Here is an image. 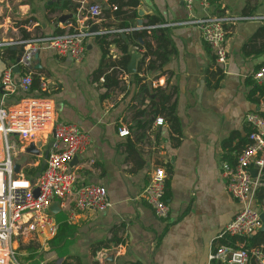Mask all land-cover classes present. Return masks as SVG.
Returning a JSON list of instances; mask_svg holds the SVG:
<instances>
[{
	"label": "crops",
	"instance_id": "1",
	"mask_svg": "<svg viewBox=\"0 0 264 264\" xmlns=\"http://www.w3.org/2000/svg\"><path fill=\"white\" fill-rule=\"evenodd\" d=\"M148 1L140 0L138 17L129 21L132 31L122 37L141 32L149 17L160 22L154 29L167 41L169 60L162 70L140 74V78L151 91L152 82L158 79L166 82V89L146 97L129 75L124 87L103 98V83L95 82L93 75L102 59L96 36L87 41L82 63L48 50L39 51L38 60L34 59V75L44 77L50 89L46 96L52 104L53 119L75 125L90 139L87 150L71 165L72 170L82 175L85 184L104 187L111 204L103 212H79L74 220L61 210L53 214L59 225H68L61 257L52 253L57 259L53 264L60 260L96 264L97 251L115 246L120 254L103 264H209L215 246H229L222 243L228 237L222 233L241 205L228 193L223 177V165H231V157L237 155L233 152L225 159L223 143L234 137L235 147L246 140L251 129L246 121L249 114L264 118V87L254 80V74L264 66V22H240L230 27L226 43L229 60L222 72L199 30L182 25L186 20L183 0ZM203 1H195V17L264 15V0H211L207 8ZM106 2L0 0V42L58 34L76 22L82 5L98 3L102 7ZM63 17L68 19L62 21ZM138 20L143 27L138 26ZM120 23L112 15L103 14L91 28L96 26L104 34L111 32L112 41ZM143 42L141 39L140 45ZM4 50L0 51V78L6 67L17 66L18 52L12 63L2 59ZM132 50L141 56L140 63L145 48ZM110 51L112 61L120 58L114 45ZM23 72L20 68L14 73L16 82ZM17 92L6 96L0 85V104L16 109L24 100ZM164 94L169 98L166 104L162 102ZM29 97L38 98V93ZM166 105L173 109L170 119L161 112ZM156 118H162L164 124L155 126ZM122 129L130 134L121 137ZM10 139L23 148L17 135ZM52 139L47 129L33 143L41 145L44 154ZM42 161V157L29 156L34 168ZM158 167L166 173L165 199L170 208L166 221L158 219L142 197L152 171Z\"/></svg>",
	"mask_w": 264,
	"mask_h": 264
},
{
	"label": "built area",
	"instance_id": "2",
	"mask_svg": "<svg viewBox=\"0 0 264 264\" xmlns=\"http://www.w3.org/2000/svg\"><path fill=\"white\" fill-rule=\"evenodd\" d=\"M196 0H183L186 20L182 25L196 27L210 48L216 67L225 72L229 60L226 47L230 27L240 22H264V15L208 14L203 17L194 16ZM204 0L203 6L208 7ZM102 7L99 4L82 5L77 12L74 24L66 27L61 33L40 35L33 40H10L0 42V51L12 47H25V52L17 64L24 70L19 81L14 80L11 66L6 67L0 78L1 88L6 96L17 91L24 95L31 94L35 68L34 56L41 50H48L61 58H70L82 63L87 53V41L103 32H91L93 23L102 19ZM89 22L91 24H89ZM163 27V26H162ZM165 27V26H164ZM131 29L117 31L124 34ZM111 71V70H110ZM119 87L128 83L129 74L117 68ZM254 80L264 87V66L254 74ZM104 84V78L99 80ZM155 89H166L162 79L152 82ZM39 92L49 94L47 80L40 77ZM46 97H26L14 110L0 104V264H12L18 250V241L34 237L46 243L58 233L59 224L53 217L51 207L58 203L61 211L74 220L79 212H103L111 207L107 191L95 184H85L80 173L72 170L71 162L83 154L90 145V139L75 125L62 123L53 119L52 104ZM251 127L250 144L237 157L234 165H223V177L230 196L241 205L239 213L226 226L222 236L251 237L262 227L261 215L264 206H257L256 192L264 183V118L257 114H249L246 118ZM164 124L162 118H156L155 126ZM51 130L53 139L45 168L40 176L31 181L27 170L36 169L29 160L19 174L14 172V164L21 156L26 155V147L37 141L40 133ZM129 130L122 129L121 137L128 136ZM17 135L23 148L11 142L10 137ZM27 143H29L27 145ZM253 166L257 168V177L251 174ZM166 173L161 167L155 168L149 178L142 197L152 207L156 217L167 220L170 208L166 202ZM39 195H34V190ZM30 215L25 220L24 217ZM120 254L119 247L103 248L96 252L94 261L103 264L107 259ZM58 261L55 264H61ZM264 264V252L261 248H246L244 244L238 248L215 246L209 255V264Z\"/></svg>",
	"mask_w": 264,
	"mask_h": 264
},
{
	"label": "trees",
	"instance_id": "3",
	"mask_svg": "<svg viewBox=\"0 0 264 264\" xmlns=\"http://www.w3.org/2000/svg\"><path fill=\"white\" fill-rule=\"evenodd\" d=\"M140 6V0H107V2L102 6V15L105 16H113L114 18L121 20V23L117 30H127L132 28V24L129 22L130 19L134 20L138 17L137 9ZM160 24V22L152 17L148 18V22L146 27L143 28L141 32H132L126 34V38H123V34H113L115 36L114 40L110 41L109 38L111 36V32H107L104 35L96 36V42L102 51V59L100 62V66L98 70L93 74L94 81L98 82L100 78H104L103 88L105 92L102 94L103 98L110 97L109 93H112L114 89L119 87V80L117 78V68L123 69L126 73L127 67L130 64L131 56H132V47H144L145 54L143 55L142 60L140 61L137 69V73L135 75H131L130 77L134 80L136 85H140L141 92L144 93L146 97H150L159 89H153L151 91L150 86L147 83L143 82V79L140 78V74L146 75L150 72H155L158 70H162L164 65L169 60L168 53L165 52V44L167 43L166 39L162 36H158L157 30L154 29L156 25ZM61 33V32H60ZM125 34V33H124ZM143 40V44L140 45V40ZM151 41L156 42V46L152 44ZM114 45L117 51L120 54V58L112 61V55L110 51V47ZM146 58H149V61L146 62ZM2 59L5 62L11 61L15 63V51H11L10 48L4 50L2 54ZM111 70V71H110ZM40 86V78L38 75H33V83L31 88V94L24 95L19 93L21 97L26 98L29 96H33V94L38 93L40 97H46L45 94H41L39 92ZM169 98L164 94L162 98V102L168 103ZM153 103V101H152ZM160 112V111H159ZM162 114H165L167 119H170L173 114V109L168 107L167 105L161 108ZM251 133V129L247 130L246 140L240 141L237 146L233 147L232 142L234 137L227 139L224 143V149L227 151V154L224 158L231 157L233 152L236 153L237 157L240 153L246 148L249 143V135ZM237 157H231V165L236 163ZM236 159V160H235ZM45 167L39 165L36 169L27 170V177L34 181L38 172H42ZM264 183V179H262ZM256 199L258 205H264V189L261 187L256 192ZM68 230V225L65 223H60L59 230L57 235L50 241L46 242L43 245L37 244H28L21 245L16 252L15 259L19 264H45V259L49 254L56 253L58 258L61 257L60 253L63 249L61 243L64 241V236L66 235ZM224 244L229 245L233 248H238L237 244H244L246 248H261L264 252V232L259 231L252 237H227L224 238L222 242ZM57 259H55L56 261ZM53 261L51 264H53ZM61 264H69L66 260H63ZM139 264V263H136Z\"/></svg>",
	"mask_w": 264,
	"mask_h": 264
},
{
	"label": "water",
	"instance_id": "4",
	"mask_svg": "<svg viewBox=\"0 0 264 264\" xmlns=\"http://www.w3.org/2000/svg\"><path fill=\"white\" fill-rule=\"evenodd\" d=\"M146 3H149L148 0H145ZM139 14L142 16L143 13L142 12H139ZM66 19H68L67 17H63L62 18V21H65ZM138 26L141 28L143 27V22L142 20H138ZM98 29L96 26H93L91 28V32H97ZM124 37V36H123ZM11 50L13 51H17L18 52V57H17V64L20 62L24 52H25V47L24 46H21V47H12L10 48ZM38 57H39V53L35 54L34 56V59L35 60H38ZM141 56L139 54H136L135 52H132V56H131V61H130V64L128 65L127 67V72L129 75H135L137 73V69H138V63H139V60H140ZM40 66H36V69H39ZM19 69L20 67L19 66H16L14 67L13 71L14 73H18L19 72ZM41 147V145H35L34 143H31L29 144L26 149H25V153L26 155H23L21 156V158L19 160H16L15 161V164H14V172L16 174H19L20 173V170L21 168L27 164L28 160H29V156H37V157H42V167H45L46 165V161H47V158H48V155H49V152H50V149L52 147V142L49 143L48 145V149L45 150L44 154L42 153L41 149L39 148ZM78 162V157H75L73 159V161L71 162V165H74L75 163ZM251 174L254 178L257 177V168L251 170ZM40 176V172L37 173L36 177L38 178ZM34 195L35 196H38L39 195V190L38 189H35L34 190ZM51 212L53 214H56L58 212H60V208H59V205L58 203H55L52 207H51ZM30 217V215H26L24 217L25 220H27L28 218ZM261 219H262V227L260 228L259 231H263L264 232V213L261 215ZM252 237V236H251Z\"/></svg>",
	"mask_w": 264,
	"mask_h": 264
},
{
	"label": "rangeland",
	"instance_id": "5",
	"mask_svg": "<svg viewBox=\"0 0 264 264\" xmlns=\"http://www.w3.org/2000/svg\"><path fill=\"white\" fill-rule=\"evenodd\" d=\"M28 244L42 245L41 241L35 239L34 237H29L19 240L17 248L19 249L21 245H28ZM53 261H55V256L53 254H49L45 259V264H51ZM12 264H19V263H17L15 259V261Z\"/></svg>",
	"mask_w": 264,
	"mask_h": 264
}]
</instances>
